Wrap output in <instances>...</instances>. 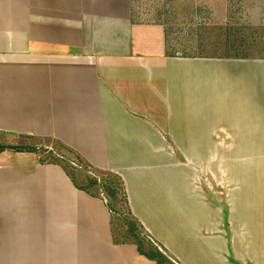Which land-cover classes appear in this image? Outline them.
<instances>
[{
	"label": "crops",
	"instance_id": "0c3cea01",
	"mask_svg": "<svg viewBox=\"0 0 264 264\" xmlns=\"http://www.w3.org/2000/svg\"><path fill=\"white\" fill-rule=\"evenodd\" d=\"M134 3L0 0V133L120 176L175 264H264V57L170 55ZM111 220L63 167L0 154V264H157Z\"/></svg>",
	"mask_w": 264,
	"mask_h": 264
},
{
	"label": "rangeland",
	"instance_id": "374dc122",
	"mask_svg": "<svg viewBox=\"0 0 264 264\" xmlns=\"http://www.w3.org/2000/svg\"><path fill=\"white\" fill-rule=\"evenodd\" d=\"M134 8L135 16L144 22L165 25L169 35L167 53L170 55L194 58L201 57V54L207 58L264 57V0H135ZM170 143L180 160L178 144ZM0 145L36 148L43 162H63L69 168L73 164L80 167L77 168L78 175L83 178L90 176L83 166V161H87L78 152L52 138H14L0 133ZM117 204L125 214L122 213L115 221V236L119 241H131L133 236L128 233L124 222L131 218L126 214L125 204L121 201ZM139 231L146 237L145 251L153 252L150 244L153 247L158 244L147 235L146 230ZM158 247L166 256V264H175L171 256Z\"/></svg>",
	"mask_w": 264,
	"mask_h": 264
},
{
	"label": "trees",
	"instance_id": "16d2710c",
	"mask_svg": "<svg viewBox=\"0 0 264 264\" xmlns=\"http://www.w3.org/2000/svg\"><path fill=\"white\" fill-rule=\"evenodd\" d=\"M168 32H167V42H169L168 39ZM169 47V44H168ZM173 56H176V54H174ZM191 57L189 55H185V57ZM201 56H204L201 54ZM5 151H14V152H36L37 149L36 148H24L23 146L18 147V146H11V145H0V154L5 152ZM78 159H80V157L78 156ZM43 163H46L45 161ZM71 163V162H70ZM52 164H56L59 165L61 167L64 168V170L66 171L67 175L72 179V181L74 182V184L77 186L78 189L85 191L86 193H88L89 195L95 197V198H100L105 200L106 205L111 213V223H112V229H113V233H114V229H115V221L117 220V218L119 219L122 216V213L125 214V211H121L118 208L117 204L118 202H122L125 204V209H126V214L131 218V219H125L124 222L127 224L128 226V233L132 234V239L133 240H129V241H119L117 239V237L115 236L114 233V237H115V242L117 244H131V245H135L138 248V251L141 255L147 257L150 260L155 261L157 264H166L167 263V259L165 254H163L160 250H159V245H157V243H155L153 240H151L152 242H154L157 247H153L152 243L150 244L153 248V252H147L144 249V242H146V240L143 236V232L139 231V230H145V228L143 227V225L139 222V220L133 215L130 205H129V200H128V195H127V191H126V187H125V183L123 181V179L118 176L115 173L109 172V171H103V170H99L96 168H93L91 165H89L87 162L83 161V166H84V170H86L87 172H89L88 174H90V176L88 177H82L80 175L77 174V168L80 167H76L75 165L72 164L71 168H69L68 165H65V163L63 162H56V163H52ZM86 174V175H88ZM103 176V178L98 179V176ZM149 235V234H147ZM150 236V235H149ZM151 238V236H150ZM149 243V242H148Z\"/></svg>",
	"mask_w": 264,
	"mask_h": 264
}]
</instances>
